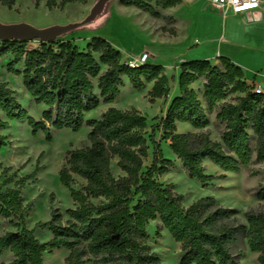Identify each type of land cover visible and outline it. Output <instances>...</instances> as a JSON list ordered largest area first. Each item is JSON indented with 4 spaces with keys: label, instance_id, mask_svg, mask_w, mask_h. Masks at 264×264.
I'll list each match as a JSON object with an SVG mask.
<instances>
[{
    "label": "trees",
    "instance_id": "obj_1",
    "mask_svg": "<svg viewBox=\"0 0 264 264\" xmlns=\"http://www.w3.org/2000/svg\"><path fill=\"white\" fill-rule=\"evenodd\" d=\"M66 1L88 0H62L59 4L47 0L46 5L61 7ZM15 2L0 0L8 7ZM121 2L161 17L159 8L175 6L182 0ZM7 55V69L22 75L28 92L47 108L41 119H35L19 102L15 90L0 80V112L7 117L4 119L0 113V128L7 127L8 120H26L34 134L43 131L51 139V129L67 127L77 131L87 124L90 144L69 150L59 171L61 183L69 188L76 203L67 209L68 217L64 219L61 212L53 211L51 220L39 221L32 229L0 233V257L7 250L12 254L8 263L1 264H46L44 253L60 248L70 251L65 264H162L147 242V226L154 219H160L180 243V264H240L231 249L238 235L258 254L259 264H264V210L245 211L243 222L239 209L222 205L214 196L184 205L182 194L157 179V174L169 170L172 160L163 156L155 130L147 135L148 119L144 114L137 109L109 106L98 118L85 117L102 102L108 104L117 99L123 74L136 90L152 82L151 101L167 97L170 77L161 64L147 62L130 67L122 52L101 36H92L84 49L71 39L42 41L39 47L28 48L26 40L0 38V58ZM219 59L221 65L205 58L180 62V92L155 124V129H161L169 140V147L189 177L204 186L215 178L206 172V160L232 172L253 162H264V95L254 92V84L246 81L240 65L227 56ZM18 63H22V69L16 67ZM199 80H204L205 106L192 87ZM230 95H234V100L227 101ZM214 112L225 124L222 142L204 132L177 130L178 122L205 128L210 123L209 114ZM252 134L256 137L254 146ZM7 143L6 136L0 135V148ZM150 143L154 146V159L144 170ZM115 158L123 172L119 176L111 170ZM9 170L4 167L0 172V216L22 218L28 206L22 201L20 186L6 187L17 176L16 171L8 174ZM36 171L18 182L24 183ZM75 175L86 180L82 189L72 186ZM255 196L264 201V185L257 188ZM38 227L48 228L52 237L40 240L34 234Z\"/></svg>",
    "mask_w": 264,
    "mask_h": 264
},
{
    "label": "rangeland",
    "instance_id": "obj_2",
    "mask_svg": "<svg viewBox=\"0 0 264 264\" xmlns=\"http://www.w3.org/2000/svg\"><path fill=\"white\" fill-rule=\"evenodd\" d=\"M46 1L16 0L12 7L0 3L1 27L6 29L22 23L41 29L54 26L66 27L52 39L27 40L28 48L39 47L42 41L71 39L80 49H84L92 36H101L121 50L124 60L148 51L150 58L147 62L161 64L164 72L170 77L169 95L151 101L149 93L152 82H147L142 90H136L132 87L128 76L123 74V84L117 99L108 104L102 102L98 107L87 112L86 118L100 117L109 106L137 109L144 114L148 119L147 135L155 130V138L160 143L163 156L172 160L169 170L157 174V179L175 192L182 194L184 205L188 206L201 197L214 196L222 205L239 209V217L243 222L246 221L245 211L264 210V201L255 196L257 188L264 185V162H253L239 172H232L225 171L210 160H206V172L214 174L215 178L209 185L204 186L197 179L189 177L181 160L169 147V140L163 137V131L155 129V124L166 113L170 98L180 92L178 86L180 62L196 58L206 59L207 57L203 56H210L218 49L227 55H237L242 52L247 40L253 46H263V26H255L254 35L249 37L246 30L251 27L243 17L246 14H227L224 17L221 9L211 0L193 2L182 0L175 6L159 8L161 17H156L136 6L125 5L121 0H88L86 3L66 1L61 7L56 5L52 8L46 5ZM61 1L56 0V3L59 4ZM224 35L226 37H221ZM249 47L252 48V46ZM9 59V55L0 58V80L6 81L15 90V96L30 115L37 120L41 119L42 112L47 106L35 101L26 89L22 75L7 69ZM219 65H221L220 62ZM16 67L22 69L23 65L18 63ZM245 68L247 78L261 83L264 87V56L250 57ZM254 68L260 71L253 72ZM203 83L204 80H199L192 87L205 106ZM96 91L98 92V89ZM233 97L234 95H230L226 100L232 101ZM0 113L4 119H7L4 113ZM209 118L210 123L205 128L196 129L189 123L178 122L177 130L204 132L213 140L222 142L225 124L216 118L215 112L210 113ZM8 123L7 127L0 128V135L6 136L8 141L0 148L2 165L0 172L4 167H10L8 174L16 171L17 176L6 187L20 186L22 201L28 208L23 212L22 218L0 216V233L24 228L32 229L39 221L51 220L53 211L61 212L66 219L67 209L75 207L76 203L69 188L61 183L59 171L65 164L69 150L90 144V126L84 124L77 131L67 127L51 129L52 138L47 139V134L43 131L34 134L26 120H8ZM255 138L252 134L253 146ZM153 159L154 146L150 143L144 170L152 165ZM37 167L39 169L36 171ZM111 170L115 176L123 174L117 166V158L112 160ZM34 171H36L34 176L24 183L18 182L20 178ZM3 178L5 177L2 176ZM85 185L86 180L75 175L72 186L82 189ZM147 231L149 235L147 242L159 255L162 264H180L182 254L180 243L161 224L160 219L151 220ZM34 234L42 241L52 237L48 228H35ZM231 249L239 258L240 264H259L258 254L250 250L242 235H238L231 244ZM69 252L66 248L55 249L52 252L47 250L44 253V262L65 264ZM11 259L12 254L7 250L0 257V264L8 263ZM85 264L94 263L87 261Z\"/></svg>",
    "mask_w": 264,
    "mask_h": 264
},
{
    "label": "crops",
    "instance_id": "obj_3",
    "mask_svg": "<svg viewBox=\"0 0 264 264\" xmlns=\"http://www.w3.org/2000/svg\"><path fill=\"white\" fill-rule=\"evenodd\" d=\"M227 14H234V13L228 12ZM244 14H246V15L243 16L244 19L246 20V23L251 27V29L246 30L247 35L249 37H250V35H252V36L254 35V31L256 30L255 26L261 25V26L264 27V10L253 9V10H249L247 12H244ZM221 37H226V36L224 35V36H221ZM226 40L228 41V39H226ZM262 41H263L262 43H264V37H263ZM249 43H250V41L247 40L246 44L243 45L244 47L241 50L242 52L237 54V55H227L225 52H223V51L218 49L214 54H211L210 56L209 55L208 56H203V57H207V58H209V60L212 61V63L219 65V62H220L219 56H227V57L231 58L236 64L240 65L243 68L244 74H245V79H246V81L248 83H250V84H260L262 86L261 83H259L257 81H254V80H250V79L247 78L245 64L247 63V61L249 60L250 57H255V56H258V55L264 56V44H263V46H259L258 47L256 45L253 46L252 43H250V44ZM249 46H252V48H250ZM194 57H196V56H194ZM257 69L258 68H254L253 72H255V71L259 72L260 71V70H257ZM256 77H257V74H256ZM171 100H172V98H170L169 103L171 102ZM169 103H168V105H169ZM168 105H167V107H168Z\"/></svg>",
    "mask_w": 264,
    "mask_h": 264
},
{
    "label": "built area",
    "instance_id": "obj_4",
    "mask_svg": "<svg viewBox=\"0 0 264 264\" xmlns=\"http://www.w3.org/2000/svg\"><path fill=\"white\" fill-rule=\"evenodd\" d=\"M213 4L219 7L223 16H227L228 12L240 14L253 9L264 8V0H211ZM150 53L145 51L135 57H127L124 61L130 67H138L147 63ZM253 90L256 93L264 95V88L260 84H254Z\"/></svg>",
    "mask_w": 264,
    "mask_h": 264
},
{
    "label": "water",
    "instance_id": "obj_5",
    "mask_svg": "<svg viewBox=\"0 0 264 264\" xmlns=\"http://www.w3.org/2000/svg\"><path fill=\"white\" fill-rule=\"evenodd\" d=\"M193 2L195 0H187ZM66 27L54 26L50 28H36L27 24L12 25L8 28L1 27L0 25V38L1 39H20V40H31V39H52L59 32L65 30Z\"/></svg>",
    "mask_w": 264,
    "mask_h": 264
}]
</instances>
